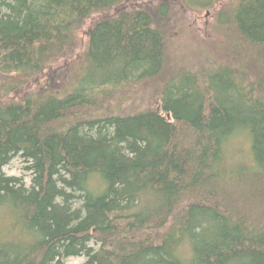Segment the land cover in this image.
Wrapping results in <instances>:
<instances>
[{"label": "trees", "instance_id": "16d2710c", "mask_svg": "<svg viewBox=\"0 0 264 264\" xmlns=\"http://www.w3.org/2000/svg\"><path fill=\"white\" fill-rule=\"evenodd\" d=\"M140 2L0 0V264H264V0H224L198 68ZM56 62L71 88L23 92Z\"/></svg>", "mask_w": 264, "mask_h": 264}, {"label": "rangeland", "instance_id": "374dc122", "mask_svg": "<svg viewBox=\"0 0 264 264\" xmlns=\"http://www.w3.org/2000/svg\"><path fill=\"white\" fill-rule=\"evenodd\" d=\"M165 0H142L139 5L144 6H156ZM171 21L169 22L170 34L168 35L167 41L171 42L170 55L176 54L177 57L183 55V60L188 67L195 66L202 54H210L219 49V43L222 41L221 33L217 29V13L223 7L224 0H171ZM205 2L207 4H205ZM204 3V4H202ZM92 24V21H87L82 30L79 32L78 38L80 40L79 52H82L87 40H88V29ZM175 56V55H174ZM77 58L73 57L72 67H76L78 64ZM200 65L197 62L195 68ZM50 68V67H49ZM46 68L42 74H40L35 81L31 82L23 92L28 93H41L42 91L57 92V90H66L70 83L65 82L69 77L68 74H64L65 71H69L63 62H56L51 66V69ZM63 71V72H62ZM60 74L58 75L57 74ZM70 72V71H69ZM72 74V73H71ZM67 75V76H66ZM70 79V78H69ZM73 82V77L71 76ZM158 81H154L152 84H147V88L137 92L129 91L130 95L125 101V107L134 104V109L142 107L145 103L147 104L148 94L150 90L153 91L157 87ZM37 91V92H36ZM135 93V94H134ZM153 94V93H152ZM143 96L142 100L137 98ZM13 97H16L13 96ZM136 97V98H135ZM238 143V145H237ZM237 145V146H236ZM249 141L247 139L239 138L233 146H236V151L240 154L249 149ZM235 148V147H234ZM28 163L20 156L14 157L7 165L3 167V172L8 176H13L21 179L26 185L30 186L32 173L27 169ZM9 216L6 211L0 212V235H4V232L10 227ZM13 235L12 231H8V235ZM85 256H73L64 260L63 264H83Z\"/></svg>", "mask_w": 264, "mask_h": 264}]
</instances>
